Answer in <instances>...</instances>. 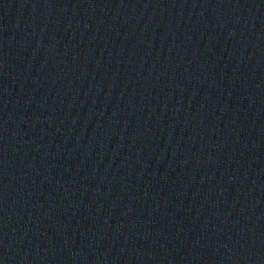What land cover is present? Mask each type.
Wrapping results in <instances>:
<instances>
[{"label":"water","instance_id":"95a60500","mask_svg":"<svg viewBox=\"0 0 264 264\" xmlns=\"http://www.w3.org/2000/svg\"><path fill=\"white\" fill-rule=\"evenodd\" d=\"M0 264H264V0H0Z\"/></svg>","mask_w":264,"mask_h":264}]
</instances>
